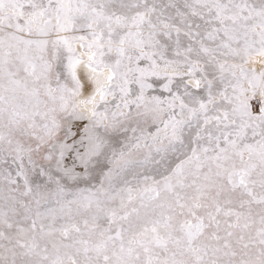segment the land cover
<instances>
[{
  "label": "snow or ice",
  "instance_id": "snow-or-ice-1",
  "mask_svg": "<svg viewBox=\"0 0 264 264\" xmlns=\"http://www.w3.org/2000/svg\"><path fill=\"white\" fill-rule=\"evenodd\" d=\"M0 264H264V0H0Z\"/></svg>",
  "mask_w": 264,
  "mask_h": 264
}]
</instances>
